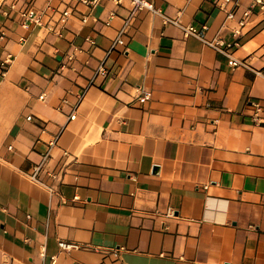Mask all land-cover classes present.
I'll use <instances>...</instances> for the list:
<instances>
[{
    "label": "crops",
    "instance_id": "crops-1",
    "mask_svg": "<svg viewBox=\"0 0 264 264\" xmlns=\"http://www.w3.org/2000/svg\"><path fill=\"white\" fill-rule=\"evenodd\" d=\"M149 1L0 0V264H264V16Z\"/></svg>",
    "mask_w": 264,
    "mask_h": 264
},
{
    "label": "built area",
    "instance_id": "built-area-1",
    "mask_svg": "<svg viewBox=\"0 0 264 264\" xmlns=\"http://www.w3.org/2000/svg\"><path fill=\"white\" fill-rule=\"evenodd\" d=\"M92 1H96V0H92ZM116 3L120 2L121 0H114ZM132 5H133V10H139L142 8H146L149 9L153 12H156L157 9L153 6V4L149 1V0H129ZM229 3H232L231 7H227V5ZM218 6L221 10H223L226 13V18L227 19H235L236 20V26H234L232 28V34L235 36H238L241 34V30L242 28L245 26V24L247 23L250 15L253 13L254 9H257L263 16H264V0H251L250 3L241 11V15L240 17H236V11L237 8L239 6V2L238 1H232V0H220V2L218 3ZM23 17H24V22H23V26H28L29 22H38L39 19L37 16H35L33 14V12L31 10H27L24 11L22 13ZM70 15V12L68 10H64L62 11L60 20L62 22H64L67 17ZM164 20L165 22H171L173 23L175 26H177L178 28L181 29L182 33L184 36H194L196 38H198L199 40H201L204 44H207L211 47H213L214 49H216L219 52L224 53L226 56H228V63L231 66H237V65H243L246 66V63L242 60H237L236 58H234L232 56L231 53L227 52V50L225 49V47L227 45H229V43H226L222 38H207L205 35V31L207 29L206 26H201L196 27L192 24H182L179 20L175 19V18H169L164 16ZM23 39V38H21ZM91 41V40H89ZM92 42V41H91ZM123 40L121 38H117L116 41L113 43V46L115 44H122ZM237 44V42H235ZM14 61V56L12 53H5L3 55V57L0 60V75L1 76H5L9 67L11 66V64ZM105 67L104 64L101 63L98 65L97 67V71L98 73L101 74H105ZM151 96V93L149 91H141V94L138 96V99L140 102H145L147 101ZM257 109H259V106L257 105ZM75 114H71L69 116L70 119L74 118ZM27 118H30V116H28ZM254 119L257 120V122L259 123H264V120L261 121V119L259 118L258 114H254ZM33 176V175H32ZM74 199H78V196H74ZM58 247L61 250H66V251H70V250H75V249H80L85 247L83 244L78 243V242H70V241H65V240H59L58 241Z\"/></svg>",
    "mask_w": 264,
    "mask_h": 264
}]
</instances>
